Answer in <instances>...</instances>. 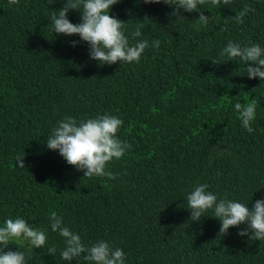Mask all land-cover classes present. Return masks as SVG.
Wrapping results in <instances>:
<instances>
[{
	"label": "trees",
	"instance_id": "1",
	"mask_svg": "<svg viewBox=\"0 0 264 264\" xmlns=\"http://www.w3.org/2000/svg\"><path fill=\"white\" fill-rule=\"evenodd\" d=\"M62 4L0 0V226L21 217L47 235L44 248L9 247L25 264H89L84 254L62 260L65 241L49 221L56 212L85 246L104 240L122 249L124 264H264V240L238 235L246 225L223 235L212 209L190 221L187 203L200 184L217 200L251 207L264 198V80L249 79L239 58L218 60L229 41L264 49V0H209L198 5L206 26L200 12L173 16L164 3L119 0L109 14L123 21L130 44H149L139 62L112 65L90 59L78 35L54 33L50 18ZM68 19L79 23L80 13L70 10ZM253 100L249 133L235 104ZM105 114L123 121L117 138L132 145L106 165L114 179L85 177L47 148L66 117Z\"/></svg>",
	"mask_w": 264,
	"mask_h": 264
},
{
	"label": "clouds",
	"instance_id": "2",
	"mask_svg": "<svg viewBox=\"0 0 264 264\" xmlns=\"http://www.w3.org/2000/svg\"><path fill=\"white\" fill-rule=\"evenodd\" d=\"M57 2L60 0H48L49 5ZM118 2L119 0H63L59 12H54L50 18L54 33L78 35L80 41L89 45L90 59L97 61L99 65L139 62L149 42L136 40L130 44L129 37L123 30V21L109 14L110 7ZM143 2L167 4L173 8V16L180 15V9L185 12H200L198 17L200 24L205 26L208 24V16L200 11L198 5H205L209 0H143ZM8 3L10 6L15 5L19 0H8ZM210 3L212 6L221 4L228 6L231 0H210ZM70 10H77L80 13L79 23L70 22L68 19ZM248 11L249 9L245 7L235 14L233 16L235 22L243 23V17ZM131 36L133 39L140 37V29L132 32ZM77 43L78 41H71L72 46ZM159 45V40L152 42L155 48H159ZM235 58L246 62L245 73L249 79L259 77L261 81L264 80V49L259 45L242 47L229 41L219 53V63L233 61ZM235 109L242 127L252 133L254 129L251 127V121L255 119L256 101L253 100L246 106L236 103ZM122 124L121 119L107 114L79 123L72 117H66L52 130L45 143L48 149L58 151L67 164L77 170H83V176L114 179L116 174L106 170V165L114 159H120L125 150L132 147L117 138V132ZM23 156L17 157L16 160L17 166L22 168L25 167ZM207 188V184H200L188 194L190 221L199 222L203 214L212 209L211 217L220 221L219 233L227 234L230 227L244 224L246 227L239 231L238 235L248 234L253 240H264V198L257 199L249 207L232 200H217L215 194L206 191ZM49 221L51 230L65 241V247L60 253L62 260L72 261L73 258L84 254L83 259L89 264H124L125 254L122 249L118 247L114 249L104 240L85 246L80 235L65 226L63 219L56 212L50 213ZM13 241H18L31 249L44 248L47 235L43 230L29 226L21 217L6 219L3 226H0V264H25L24 253L9 247ZM46 251L54 255L56 249L48 247Z\"/></svg>",
	"mask_w": 264,
	"mask_h": 264
}]
</instances>
